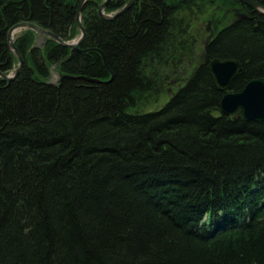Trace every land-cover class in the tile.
<instances>
[{
	"label": "trees",
	"instance_id": "trees-1",
	"mask_svg": "<svg viewBox=\"0 0 264 264\" xmlns=\"http://www.w3.org/2000/svg\"><path fill=\"white\" fill-rule=\"evenodd\" d=\"M80 1L0 0V73L18 63L7 42L18 23L77 40ZM104 1L83 4L75 51L37 47L31 30L13 40L23 66L0 78V264H264V121L223 115L205 63L241 64L230 92L264 78V14L137 0L104 20ZM221 8L245 17L196 56L192 22ZM176 55L195 66L174 90Z\"/></svg>",
	"mask_w": 264,
	"mask_h": 264
},
{
	"label": "water",
	"instance_id": "water-1",
	"mask_svg": "<svg viewBox=\"0 0 264 264\" xmlns=\"http://www.w3.org/2000/svg\"><path fill=\"white\" fill-rule=\"evenodd\" d=\"M87 0H81L78 5V9L75 16V22L77 23L80 31V36L77 40L65 42L50 31L43 29L31 22H22L12 26L7 32V42L11 52L15 55L18 60V67L15 72L11 75H4L0 73V78L7 82L12 81L20 72L23 66V60L20 53L16 50L14 42L11 38V34L14 31L31 30L34 33L43 35L48 39H52L57 42L60 46L69 48L71 51L78 49V46L84 38V29L81 24V8ZM137 0H129V2L113 16L105 15L104 9L107 5L108 0H105L98 7V16L104 20H111L116 16L124 13L127 9L133 6ZM244 6H248L258 10L264 14V8H262L256 1L253 0H236ZM245 16H243L244 18ZM211 39V34L204 41V50L207 52V46ZM205 63L207 64V71L211 76L217 89L223 93L220 100L219 108L225 116H238L246 122H263L264 121V78L254 79L248 82L242 90L239 92H230V85L232 81L241 72V64L232 59H213L209 60L205 57ZM63 77L59 78L60 83Z\"/></svg>",
	"mask_w": 264,
	"mask_h": 264
},
{
	"label": "rangeland",
	"instance_id": "rangeland-1",
	"mask_svg": "<svg viewBox=\"0 0 264 264\" xmlns=\"http://www.w3.org/2000/svg\"><path fill=\"white\" fill-rule=\"evenodd\" d=\"M217 3L221 5V0H218ZM209 9H207V11L209 12L206 11L207 14L205 12L202 15L201 14L197 15V19L194 20V22H192V26L190 29V34L193 35V37L191 38V42H190V52H192L196 56H198L200 52V49H199V52L197 50V54H196L197 47H201L202 45L204 46V41H206V39L208 38L210 34L211 35L214 34L216 30H219L223 28L224 26L228 25L229 23H231L234 19L238 18L239 16L245 15V13L242 12L239 8H234V9L221 8L213 12H212V9L211 11ZM22 31H20L19 33H21ZM35 34H36V39H35L34 44L37 47H40L42 46L45 36L37 34V33ZM173 59H174L173 62L175 61L173 64H175L178 60H181L183 62L180 66L177 67L180 70L178 74L179 78L176 79L177 77L173 76L169 80L171 84L170 86L171 89L175 90L179 85H181V83L185 79L189 77L190 69H192L195 66V63L191 65L192 61L190 60V58H188L187 56L184 57V55H182L181 57H178V55H176ZM174 66H176V64ZM17 67H18V63L15 66V70L17 69ZM15 70L11 74H13ZM175 79L179 80L180 82H176ZM58 80H59V77L57 73L54 71V69H52L50 81L52 83H56ZM164 101L165 99H162L160 103H163Z\"/></svg>",
	"mask_w": 264,
	"mask_h": 264
},
{
	"label": "bare ground",
	"instance_id": "bare-ground-1",
	"mask_svg": "<svg viewBox=\"0 0 264 264\" xmlns=\"http://www.w3.org/2000/svg\"><path fill=\"white\" fill-rule=\"evenodd\" d=\"M20 31H14V32H12V34H11V38H12V40H14V38L16 37V35L19 33ZM14 42V41H13ZM17 59V58H16ZM18 61V60H17ZM19 64V63H18Z\"/></svg>",
	"mask_w": 264,
	"mask_h": 264
},
{
	"label": "flooded vegetation",
	"instance_id": "flooded-vegetation-1",
	"mask_svg": "<svg viewBox=\"0 0 264 264\" xmlns=\"http://www.w3.org/2000/svg\"><path fill=\"white\" fill-rule=\"evenodd\" d=\"M243 16H244V15H242V17H243ZM213 35H214V34L211 35V38H212ZM210 40H211V39H210Z\"/></svg>",
	"mask_w": 264,
	"mask_h": 264
}]
</instances>
